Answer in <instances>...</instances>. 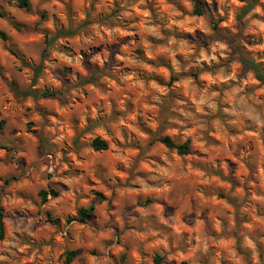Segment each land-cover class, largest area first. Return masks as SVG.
Wrapping results in <instances>:
<instances>
[{
    "label": "clouds",
    "instance_id": "1",
    "mask_svg": "<svg viewBox=\"0 0 264 264\" xmlns=\"http://www.w3.org/2000/svg\"><path fill=\"white\" fill-rule=\"evenodd\" d=\"M0 264H264V0H0Z\"/></svg>",
    "mask_w": 264,
    "mask_h": 264
}]
</instances>
